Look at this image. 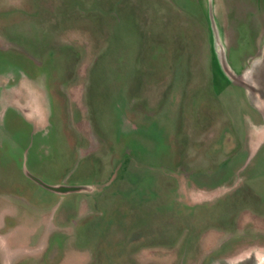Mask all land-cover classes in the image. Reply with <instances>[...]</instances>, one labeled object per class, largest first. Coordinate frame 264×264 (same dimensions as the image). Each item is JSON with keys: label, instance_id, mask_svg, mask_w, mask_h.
Here are the masks:
<instances>
[{"label": "rangeland", "instance_id": "rangeland-1", "mask_svg": "<svg viewBox=\"0 0 264 264\" xmlns=\"http://www.w3.org/2000/svg\"><path fill=\"white\" fill-rule=\"evenodd\" d=\"M212 14L240 75L264 0H0L13 264H264L262 118Z\"/></svg>", "mask_w": 264, "mask_h": 264}, {"label": "water", "instance_id": "water-1", "mask_svg": "<svg viewBox=\"0 0 264 264\" xmlns=\"http://www.w3.org/2000/svg\"><path fill=\"white\" fill-rule=\"evenodd\" d=\"M213 2V0H211ZM212 14L213 25L215 28V35L213 43V53L217 63H219L224 76L232 83L245 89L248 98H250L253 108L257 110L262 118V125L254 128V133L248 139V149L253 146L260 147L264 145V51L260 56L255 58L250 64L249 68L245 69L240 75L235 74L226 61L225 51L221 32L217 29V22L214 21ZM222 60V62H221ZM61 194L69 192H80L83 189L76 187H58L56 188Z\"/></svg>", "mask_w": 264, "mask_h": 264}, {"label": "crops", "instance_id": "crops-1", "mask_svg": "<svg viewBox=\"0 0 264 264\" xmlns=\"http://www.w3.org/2000/svg\"><path fill=\"white\" fill-rule=\"evenodd\" d=\"M261 38H264V35ZM262 51H264V43H262V46L259 49L258 54L255 58L259 57L260 53ZM248 68H249V65L245 69H248ZM35 250H37V249H35ZM35 250L32 251L31 249H28V248H20L14 242L13 232H8L6 235L0 236V255H1V258L3 261L2 262L3 264H13V259L18 257L19 255L25 256V255L33 254V253H35ZM39 252H40V250H39ZM41 252H42V250H41Z\"/></svg>", "mask_w": 264, "mask_h": 264}, {"label": "flooded vegetation", "instance_id": "flooded-vegetation-1", "mask_svg": "<svg viewBox=\"0 0 264 264\" xmlns=\"http://www.w3.org/2000/svg\"><path fill=\"white\" fill-rule=\"evenodd\" d=\"M0 215H1V218H2V220H3V224L4 223H6V221L9 219L8 217H7V214H5L4 212H0ZM9 231H8V229H6V226L5 225H3V226H1L0 227V236H4V235H6L7 233H8ZM50 250V247H49V244L45 247V249L43 250L44 252L46 251V253H47V257L48 258H50L51 259V256H52V253L49 251ZM26 256V255H25ZM26 257H29V256H26ZM44 257L42 256L41 257V259H43ZM21 259V258H20ZM49 260V259H48ZM32 262H36V260H31ZM3 261H2V258H1V255H0V264H3L2 263ZM29 264V263H28Z\"/></svg>", "mask_w": 264, "mask_h": 264}]
</instances>
